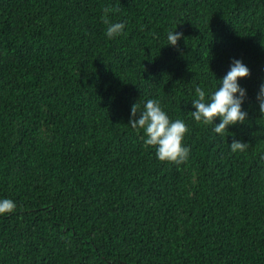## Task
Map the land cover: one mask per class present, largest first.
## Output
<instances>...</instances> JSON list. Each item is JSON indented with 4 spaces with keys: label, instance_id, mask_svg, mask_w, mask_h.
Here are the masks:
<instances>
[{
    "label": "trees",
    "instance_id": "obj_1",
    "mask_svg": "<svg viewBox=\"0 0 264 264\" xmlns=\"http://www.w3.org/2000/svg\"><path fill=\"white\" fill-rule=\"evenodd\" d=\"M232 57L248 119L221 136L191 101ZM262 82L264 0H0V197L17 204L0 264H264ZM147 99L186 123L184 163L127 124Z\"/></svg>",
    "mask_w": 264,
    "mask_h": 264
},
{
    "label": "clouds",
    "instance_id": "obj_2",
    "mask_svg": "<svg viewBox=\"0 0 264 264\" xmlns=\"http://www.w3.org/2000/svg\"><path fill=\"white\" fill-rule=\"evenodd\" d=\"M112 10L104 9L102 22L107 26L105 36L113 39L125 30V22L113 23L109 17ZM175 27L166 34L167 43L177 47L183 33ZM250 75V69L239 58L230 59L229 68L225 75L219 78L217 86L210 93L197 87V98L191 101V117L194 121L204 125H214L213 131L224 136L230 125L243 124L248 119V112L243 105L247 100V89L239 82L241 78ZM256 103L259 112L264 113V82L259 85L256 93ZM217 118L219 122L217 123ZM128 125L134 132H142L145 146L155 149L156 158L160 161L180 165L190 154V147L184 143L189 129L182 119H173L158 99H147L142 104L131 106ZM233 152L244 151L246 142L234 139L230 143ZM17 208L16 202L8 197H0V216L13 213Z\"/></svg>",
    "mask_w": 264,
    "mask_h": 264
}]
</instances>
